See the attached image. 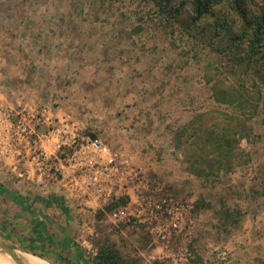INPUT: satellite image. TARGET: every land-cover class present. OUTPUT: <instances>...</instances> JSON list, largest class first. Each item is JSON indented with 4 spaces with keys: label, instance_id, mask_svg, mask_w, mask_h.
I'll list each match as a JSON object with an SVG mask.
<instances>
[{
    "label": "rangeland",
    "instance_id": "obj_1",
    "mask_svg": "<svg viewBox=\"0 0 264 264\" xmlns=\"http://www.w3.org/2000/svg\"><path fill=\"white\" fill-rule=\"evenodd\" d=\"M192 1L0 0V264L108 245L122 264H264V39L249 58L246 33L263 0L198 20ZM203 113L205 133L245 127L243 163L209 178L189 171L199 138L175 139ZM168 195L193 204L169 243L112 221Z\"/></svg>",
    "mask_w": 264,
    "mask_h": 264
},
{
    "label": "trees",
    "instance_id": "obj_2",
    "mask_svg": "<svg viewBox=\"0 0 264 264\" xmlns=\"http://www.w3.org/2000/svg\"><path fill=\"white\" fill-rule=\"evenodd\" d=\"M167 2L168 0H164ZM220 0H193L194 19L198 20L201 17L211 13L213 7ZM167 5V4H164ZM237 9L242 18L248 21L247 11L242 5H237ZM250 30V31H249ZM251 34V43L249 48V58L253 56L258 50L261 41L264 39V0L260 7V11L253 16L252 23L249 24V28L246 33ZM237 38L239 36H236ZM205 113L196 117L195 120H191L188 124H184L179 127L175 134L176 144L179 148L183 146L182 137L188 133L193 137H198L197 145V161L190 165L189 171L193 172L197 176H204L209 178L210 176H216L217 173L223 170L232 171L236 164L243 163L242 156L244 151L239 147V137L243 138L245 135L243 131L244 125L237 124L234 129H226L224 131H211V133H205V131L197 123ZM240 160V161H239ZM241 162V163H240ZM5 192H9L6 191ZM22 203V202H20ZM112 209V206L108 207ZM34 216L38 217V214L32 209ZM36 217V221H38ZM44 256V254H40ZM58 254H56L57 256ZM58 256H61L58 255ZM97 264H122V254L113 245H108L100 249L97 256Z\"/></svg>",
    "mask_w": 264,
    "mask_h": 264
},
{
    "label": "built area",
    "instance_id": "obj_3",
    "mask_svg": "<svg viewBox=\"0 0 264 264\" xmlns=\"http://www.w3.org/2000/svg\"><path fill=\"white\" fill-rule=\"evenodd\" d=\"M88 147L93 152L107 151L103 148L100 141L89 138ZM193 208L192 203H184L173 195H168L164 200H151L143 197L139 203L137 213H130L128 207H118L111 213L112 221L121 223L136 218L140 223L150 227L151 233L157 236L158 241L169 243L171 238L176 236L184 227V217ZM185 257L181 253L178 256V264H183ZM160 264H169L167 261H160Z\"/></svg>",
    "mask_w": 264,
    "mask_h": 264
}]
</instances>
